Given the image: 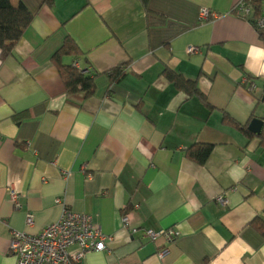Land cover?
<instances>
[{
	"label": "crops",
	"instance_id": "0c3cea01",
	"mask_svg": "<svg viewBox=\"0 0 264 264\" xmlns=\"http://www.w3.org/2000/svg\"><path fill=\"white\" fill-rule=\"evenodd\" d=\"M238 1L11 0L33 18L0 50V264H17L12 230L38 233L66 207L112 237L82 264H264V42ZM67 38L81 55L63 62L98 72L90 96L68 93L52 61ZM196 143L214 145L205 163L187 154ZM169 228L172 242L144 234Z\"/></svg>",
	"mask_w": 264,
	"mask_h": 264
},
{
	"label": "built area",
	"instance_id": "2783aa9c",
	"mask_svg": "<svg viewBox=\"0 0 264 264\" xmlns=\"http://www.w3.org/2000/svg\"><path fill=\"white\" fill-rule=\"evenodd\" d=\"M259 13L256 16V8ZM233 12L240 17L252 18L254 26L259 31H264V0H239ZM202 18L216 16L208 8H202L200 13ZM197 46H189L188 52H197ZM75 66H78L76 63ZM10 198L16 207H21L19 198L20 192L10 188ZM58 201H61L60 198ZM218 201L226 203L223 195L218 197ZM34 218L31 213L27 214V223L33 224ZM123 226L135 232L136 227L132 226L130 215L125 213L122 217ZM151 241L164 237L168 242H172L177 232L172 229L155 231L145 230L144 233ZM112 237L105 234L94 222L92 215L75 212L71 208H64L59 220L46 226L38 233L12 230L10 237V253L16 256L17 264H82L89 252L106 250L107 242ZM75 248V251H72ZM168 251L165 247L158 252L163 257Z\"/></svg>",
	"mask_w": 264,
	"mask_h": 264
},
{
	"label": "trees",
	"instance_id": "16d2710c",
	"mask_svg": "<svg viewBox=\"0 0 264 264\" xmlns=\"http://www.w3.org/2000/svg\"><path fill=\"white\" fill-rule=\"evenodd\" d=\"M259 13V8H256L255 15ZM33 18L32 12L24 3L14 6L11 0H0V50L1 59L4 60L6 56L13 52L16 43L21 39L24 31L28 28ZM253 22V19L250 18ZM260 38L264 42V31H259ZM73 55L78 57L81 55V50L73 39L67 38L58 51L52 57V61L58 67L61 77L64 81L66 91L74 93L76 91H83L86 96L93 94L96 88V77L98 72L88 69L78 68L75 64H65L63 57L65 55ZM125 71L119 67L113 71V79L118 80L123 77ZM166 74L172 79L179 89H183L190 94L202 93L197 87L196 81L189 80L173 71H166ZM231 122L239 125L236 121L229 118ZM264 144V131L260 134ZM214 145L212 143H196L187 148L189 157L198 163H205L212 153ZM259 229L264 233V223L260 221Z\"/></svg>",
	"mask_w": 264,
	"mask_h": 264
},
{
	"label": "water",
	"instance_id": "95a60500",
	"mask_svg": "<svg viewBox=\"0 0 264 264\" xmlns=\"http://www.w3.org/2000/svg\"><path fill=\"white\" fill-rule=\"evenodd\" d=\"M248 129L255 134H260L262 131V120L253 118L249 124Z\"/></svg>",
	"mask_w": 264,
	"mask_h": 264
}]
</instances>
